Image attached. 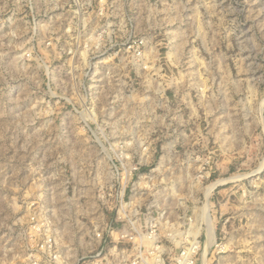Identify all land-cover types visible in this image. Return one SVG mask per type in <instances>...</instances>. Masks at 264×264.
<instances>
[{"label": "rangeland", "instance_id": "1", "mask_svg": "<svg viewBox=\"0 0 264 264\" xmlns=\"http://www.w3.org/2000/svg\"><path fill=\"white\" fill-rule=\"evenodd\" d=\"M157 188L202 264H264V0H0V264H107Z\"/></svg>", "mask_w": 264, "mask_h": 264}, {"label": "built area", "instance_id": "2", "mask_svg": "<svg viewBox=\"0 0 264 264\" xmlns=\"http://www.w3.org/2000/svg\"><path fill=\"white\" fill-rule=\"evenodd\" d=\"M135 47L134 43L127 46L132 49ZM137 53L139 54L138 51ZM123 157L118 155V158ZM163 159L162 157V162ZM137 193L138 191H134L133 195ZM108 195L111 196L110 191ZM169 196L170 192L166 190L161 197V190L157 188L158 198L139 203L136 197L131 196L129 202L123 201L119 207L115 206L118 210V220L122 221L123 225L115 232L114 242L119 245L130 243L131 247L128 249L123 246L117 250V245H114L101 258H105L107 264H202L200 235L190 232L193 220L187 218V221H183L187 226L182 227V230L176 229L181 218L172 215L174 208L166 203ZM126 207H129L130 211H127ZM138 220L143 223L137 225ZM163 225H167L165 229H162ZM109 232L113 233V229ZM96 237L101 238V234L96 233ZM38 246L40 252L48 254V264H57L58 244L52 233L45 234ZM100 254L101 251H98L96 256Z\"/></svg>", "mask_w": 264, "mask_h": 264}, {"label": "bare ground", "instance_id": "3", "mask_svg": "<svg viewBox=\"0 0 264 264\" xmlns=\"http://www.w3.org/2000/svg\"><path fill=\"white\" fill-rule=\"evenodd\" d=\"M176 179V178H175ZM229 180V179H228ZM158 181V180H157ZM219 181H222V180H219ZM223 182V181H222ZM176 183H178L177 182V180H176ZM214 185H215V183H212V185L211 186H209V188H208V190H207V192H206V197L208 196V193H209V191H210V189L212 188V187H214ZM179 187V186H178ZM187 187V186H186ZM174 188H175V186H174ZM190 188V187H189ZM177 201V200H176ZM194 216H195V214H194ZM198 216V215H197ZM196 217V216H195ZM207 220V219H206ZM212 220L213 219H209L208 221H206V240L207 241H211L212 239H213V237H214V223L212 222ZM198 232V231H197ZM195 233H196V231H195ZM199 233V232H198ZM206 241V242H207ZM204 253H206V251L204 250ZM206 264V263H205Z\"/></svg>", "mask_w": 264, "mask_h": 264}, {"label": "crops", "instance_id": "4", "mask_svg": "<svg viewBox=\"0 0 264 264\" xmlns=\"http://www.w3.org/2000/svg\"><path fill=\"white\" fill-rule=\"evenodd\" d=\"M237 146H240L241 144H236Z\"/></svg>", "mask_w": 264, "mask_h": 264}]
</instances>
